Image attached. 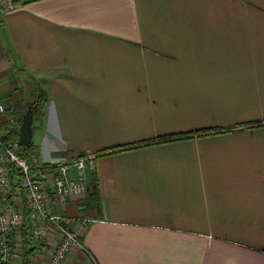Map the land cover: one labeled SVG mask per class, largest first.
Returning <instances> with one entry per match:
<instances>
[{
  "label": "crops",
  "instance_id": "crops-1",
  "mask_svg": "<svg viewBox=\"0 0 264 264\" xmlns=\"http://www.w3.org/2000/svg\"><path fill=\"white\" fill-rule=\"evenodd\" d=\"M5 1L3 138L39 87L31 157L96 155L60 264H264V0ZM7 195L27 216L16 170ZM23 231L14 264H53L62 232Z\"/></svg>",
  "mask_w": 264,
  "mask_h": 264
},
{
  "label": "built area",
  "instance_id": "built-area-1",
  "mask_svg": "<svg viewBox=\"0 0 264 264\" xmlns=\"http://www.w3.org/2000/svg\"><path fill=\"white\" fill-rule=\"evenodd\" d=\"M5 2L8 8H14L13 0ZM5 111L6 106L0 102V115ZM95 160L96 155L86 154L71 160L41 164L33 157L30 160L24 158L18 142L5 140L0 130V264H14L16 248L13 241L22 237L26 218L32 240L39 248L49 240L51 226L62 232V241L52 258L53 264L63 262L73 247L89 254L64 214L58 211V206L70 197L86 193L87 172L95 169ZM15 170L26 198L27 216L22 208L7 202Z\"/></svg>",
  "mask_w": 264,
  "mask_h": 264
},
{
  "label": "trees",
  "instance_id": "trees-1",
  "mask_svg": "<svg viewBox=\"0 0 264 264\" xmlns=\"http://www.w3.org/2000/svg\"><path fill=\"white\" fill-rule=\"evenodd\" d=\"M47 101H48L47 93L44 90L37 87L36 92H35V97H34L33 102H32V105L35 107V112H37V113L42 112L45 108V105L47 104ZM160 141L164 142L165 140H160ZM160 141H158V142H160ZM154 142H157V141L146 143L144 145H148V144H151ZM21 149L24 150L23 152H21V155L24 158H27L30 160L31 156H32L31 151L33 149L32 144L29 147H21ZM118 150H123V149H114V150H111L110 152L113 153V152H117ZM124 150H126V149H124ZM29 238L30 237L28 236V234L26 232L22 231V239L26 245H28L27 242L30 240Z\"/></svg>",
  "mask_w": 264,
  "mask_h": 264
},
{
  "label": "water",
  "instance_id": "water-1",
  "mask_svg": "<svg viewBox=\"0 0 264 264\" xmlns=\"http://www.w3.org/2000/svg\"><path fill=\"white\" fill-rule=\"evenodd\" d=\"M35 107L32 104L28 105L27 111L23 115L22 124L20 126V136L18 144L21 147H29L31 145L33 135Z\"/></svg>",
  "mask_w": 264,
  "mask_h": 264
}]
</instances>
